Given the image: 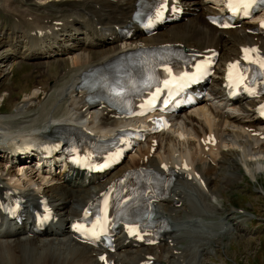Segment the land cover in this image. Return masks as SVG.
I'll list each match as a JSON object with an SVG mask.
<instances>
[{
  "label": "bare ground",
  "instance_id": "bare-ground-1",
  "mask_svg": "<svg viewBox=\"0 0 264 264\" xmlns=\"http://www.w3.org/2000/svg\"><path fill=\"white\" fill-rule=\"evenodd\" d=\"M19 1L0 0V14L9 19L8 28L11 22V32L6 34L3 31L0 34V86L7 77L5 74L12 72V63L16 59L31 60L37 69L39 66L48 71L52 58L55 65L61 66L56 73L62 72L57 81L54 76L48 83L45 80L39 82L48 85H37L35 92L32 91L36 82L31 85L29 92L24 94L25 98L21 99L22 105L17 107L13 104V108H16L13 115L0 114V161L3 165L14 158V150L18 145L23 142L33 144L35 137H56V140H61L67 128L82 126L94 129L95 133L99 127H109L112 132L115 131L116 119L114 115L110 116L113 111L86 105L84 95L87 91L77 89L75 85L91 66L109 59L120 49L114 44L102 46L85 41L89 39V34L111 35L108 29L111 27L105 25L125 23L135 2L67 0L69 12L63 7L65 14L54 17L47 10L61 8L57 0H48L49 7L44 5L47 10L40 9L39 12L26 7V4L23 6ZM62 1L59 0L60 3ZM179 2L185 18L144 39L146 43L179 42L199 48L213 47L219 52L218 63L221 65L234 58L241 45L258 42L264 49V37L253 40L252 36L245 33V27L216 30L206 23L203 16L213 13L216 0ZM76 7H80L79 10ZM106 18H109L108 22ZM135 33L133 30L129 38L131 42H134ZM65 76L67 79L61 82ZM218 86L215 83L210 85L213 97L209 103L183 113L176 129L155 136L158 144L152 153L149 152V144L141 146L135 154L127 156L111 171L110 176H114L135 165L159 169L164 163L177 173L171 194L180 201L178 206L171 205L169 201L163 202L156 210L169 219L170 229L166 237L170 238V243L165 240L151 248H137L131 244L123 245L120 239L117 251L111 255L113 264H137L148 256H151L152 261H162L164 264H200L206 245L212 251V244L220 246L218 239L238 226V220H224L223 216H219L222 210L217 198L222 196L220 192L223 189L243 178L238 171L240 167L246 176L254 180L264 169V137L252 135L258 130L264 133V126L257 119L252 102L223 103ZM42 89L46 99L41 101L39 96ZM29 93L32 95L29 96ZM67 98L71 101L69 104ZM34 100L37 112L30 118L23 109L28 108V103ZM76 103L80 105L79 110H72ZM58 106L63 110L61 116L56 113ZM13 116L19 117L18 124L11 119ZM29 124L31 127L28 128ZM209 132L213 133L215 144L199 145V137ZM29 156L26 152L17 165L6 164L7 167L2 168L0 165V194L4 193V189L19 191L26 203L45 196L59 224L50 228V236L45 239H22L15 234L10 240H0V264H98L89 247L79 245L69 238L68 227L62 221L69 215H76L98 187L93 185L85 189H70L58 182H49L37 176L31 165L34 156ZM218 178L223 189L214 193L212 188L217 187H213L212 183H219L216 181ZM214 215L218 218L213 219ZM207 217L209 219H205ZM16 231L23 233L19 229ZM185 233L191 234L192 244H182L183 239L188 238Z\"/></svg>",
  "mask_w": 264,
  "mask_h": 264
},
{
  "label": "rangeland",
  "instance_id": "rangeland-1",
  "mask_svg": "<svg viewBox=\"0 0 264 264\" xmlns=\"http://www.w3.org/2000/svg\"><path fill=\"white\" fill-rule=\"evenodd\" d=\"M72 1L73 0H70L69 2ZM19 2L22 3L23 6L24 4H26V7L28 6L38 12L40 9L41 11H46L47 9L44 7V5L46 4L48 5L47 7H49L50 3V1L48 0H20ZM69 2H67V0H63L60 3L59 0H57V3L60 4L59 6H61V8H51V10L47 11L54 15V17H59V15L62 14L64 15L65 12L63 11L65 10V8L63 7H66V12H69V6L67 5V3ZM79 8L80 7H76V9L78 10ZM60 11L62 12L60 13ZM73 15L74 14H72L71 16ZM8 21L9 19H5L0 14V30L3 28L0 31V34L3 31L6 34L11 32V22L9 23L8 28ZM50 62L51 63L49 65L48 71L42 70L39 66V69H37V66L34 64V62H31V60L16 59V62L12 63V72L5 74L7 77L0 86V96L2 95V99H0V114L7 113V115H13L16 111V108H13V104L17 107L21 106L23 103L22 100L25 98L24 94L29 92L30 86L35 82L36 83L32 92H35L37 85H44L46 87L48 85L47 83L50 82V80L54 76L56 77L55 81H57V79L59 78V74L62 71L58 74L56 72L61 69V66L55 65L52 58ZM66 79L67 76L63 77L61 81L63 82V80L65 81ZM44 80L47 83L38 84L39 82H43ZM73 87L74 86H72V88ZM42 90L43 91H41L42 93H40L39 96L41 101L43 100V98L44 100L46 99V93L44 89ZM31 93H29L28 95L31 96ZM70 102L71 101L67 98V104H69ZM35 103L36 101L34 100L33 102L28 103V108L23 109L25 110L26 116L33 118V115L37 112ZM58 108L59 110L56 111V113L61 116L63 110L61 106H58ZM79 108L80 105L76 103L72 110H79ZM18 118L19 117L13 116V118L11 119L15 120V124H18ZM29 127H31V124L28 125V128ZM2 163L3 162L0 161V165ZM221 171L222 168H220V173ZM238 171L243 175V178L241 180H236L233 185L230 184V186H228V188L226 189H223V186L219 182L220 177L216 180L220 183V186L219 183L215 181V183H212L213 187H217L216 189L212 188L214 190V193L215 191L219 192L223 189V191L220 192L222 196L218 197L217 200L219 202L218 206L220 204L222 210L221 212H223L224 218L228 220L232 217V219L234 220L233 217L238 216L235 217L236 220H238V226L236 227V229L232 230L231 233L221 236V238L218 239V241L220 240L218 242L220 246L212 244L213 248L210 247L212 251L208 250L209 246L206 247L205 251L207 250L208 253L204 251L205 254L203 256V260H205L203 261V264L204 262L205 264H221V262H223L222 264H264V169L257 175L256 180L246 176L241 167ZM233 209H235V211ZM232 210L233 212H235L234 214H231L233 213L231 212ZM236 210L241 212H237ZM226 213L229 214L225 216ZM248 213H251V215H249ZM188 238L190 239L191 237ZM44 242L48 241L44 240ZM189 242H191V239Z\"/></svg>",
  "mask_w": 264,
  "mask_h": 264
},
{
  "label": "snow or ice",
  "instance_id": "snow-or-ice-1",
  "mask_svg": "<svg viewBox=\"0 0 264 264\" xmlns=\"http://www.w3.org/2000/svg\"><path fill=\"white\" fill-rule=\"evenodd\" d=\"M257 2L264 4V0H227V7L231 9L233 13L236 12H243L245 16L249 14V10L252 9L254 6H256ZM215 22V21H213ZM262 26H264V22H261ZM227 27V25H225ZM246 53L249 50H244ZM251 51H255V49H252ZM246 59L248 58L247 56L245 57ZM236 67V65H230V68ZM261 67H264V62L261 63ZM166 71H169V69H165ZM185 77H182L181 79H184ZM174 81H165V86H167L169 83H172ZM251 94H255L254 92ZM261 114L264 115V105L260 106ZM87 214V212L85 213ZM79 230V229H77ZM132 231H135L133 229Z\"/></svg>",
  "mask_w": 264,
  "mask_h": 264
}]
</instances>
